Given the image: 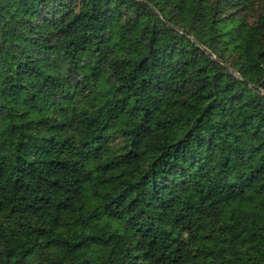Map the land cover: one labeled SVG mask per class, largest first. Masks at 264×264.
Wrapping results in <instances>:
<instances>
[{
  "label": "trees",
  "instance_id": "trees-1",
  "mask_svg": "<svg viewBox=\"0 0 264 264\" xmlns=\"http://www.w3.org/2000/svg\"><path fill=\"white\" fill-rule=\"evenodd\" d=\"M0 264H264V0H0Z\"/></svg>",
  "mask_w": 264,
  "mask_h": 264
}]
</instances>
